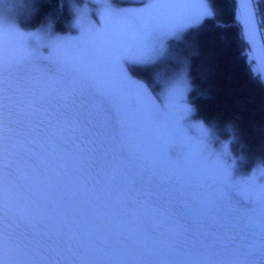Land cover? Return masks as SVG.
<instances>
[{"label":"snow or ice","instance_id":"snow-or-ice-1","mask_svg":"<svg viewBox=\"0 0 264 264\" xmlns=\"http://www.w3.org/2000/svg\"><path fill=\"white\" fill-rule=\"evenodd\" d=\"M246 2L247 8L245 0H234V26L248 46L241 55L250 62L251 25L264 20L251 7L257 0ZM109 3L117 6L106 10L103 27L77 41L45 45L56 50L54 56L38 55L31 37L22 34L13 50L0 32V264H240L235 253L218 260L211 234L201 233L213 209L231 207L236 189L224 185L192 196L186 164L167 159L158 140L146 135L152 119L147 88L121 67L145 62L164 40L213 19L209 0ZM132 3L140 6H118ZM194 5L199 11H191ZM44 59L55 65L46 78L38 69ZM68 114L90 126L107 148L85 157L105 181L102 211L95 176L43 174L37 147H54L56 134L33 141L32 133ZM167 147L173 157L177 149L187 151L183 144ZM97 213L104 228L94 227Z\"/></svg>","mask_w":264,"mask_h":264},{"label":"rangeland","instance_id":"rangeland-1","mask_svg":"<svg viewBox=\"0 0 264 264\" xmlns=\"http://www.w3.org/2000/svg\"><path fill=\"white\" fill-rule=\"evenodd\" d=\"M116 6L115 3L110 4L109 0H82L71 5V24L74 30L70 32H56L48 24L37 28H24L11 20L7 21V8L0 7V32L13 50L16 49L18 36L22 34L31 37V47L38 55L54 56L56 50L45 48V45L51 46L58 39L77 41L85 31L103 27L106 23V10ZM118 6L140 5L132 3ZM209 6L212 9L210 3ZM191 11H199V6L194 5ZM170 39L164 40L163 46L157 51L146 54L145 62H123L121 65L127 77L143 84L151 97L149 104L152 119L146 120V135L158 140L167 159L179 158L186 164V179L193 197L205 191L222 190L224 185L236 189L235 198L229 197L231 207L221 206L213 209L209 214L211 221L201 228L202 234H211L210 238L220 249L217 259L229 260L235 253L240 264H264V164L257 163L247 171L240 170L238 156L230 147L231 137H217L208 124L194 117L193 107L188 100L190 84L184 64L174 75L160 77L155 87H151L129 71V66L133 64L146 67L160 64L161 68L167 66L164 64L168 62L167 49ZM38 69L46 78L54 74L55 65L50 68L49 61L44 59L38 64ZM185 73L187 80L184 78ZM43 82L45 81L42 80ZM131 103L132 101H129V104ZM46 132L56 135H52L54 147H45L43 150L37 147L45 165L43 174L52 171L61 175L65 172L79 173L81 178H84L85 174L89 177L95 176L92 184L100 197L96 205L102 211L105 181L96 176L98 169L85 157L92 151H107L106 146L100 143L90 126L72 114L63 118L56 117L50 126L46 123L40 133H32L31 139L38 141ZM176 144L185 145L187 151L182 153L177 149L176 156L173 157L167 146ZM232 209H238L241 214L237 215ZM97 215L99 218L94 221V227L104 228L106 221L102 215ZM24 229L25 225L22 223L21 230Z\"/></svg>","mask_w":264,"mask_h":264},{"label":"trees","instance_id":"trees-1","mask_svg":"<svg viewBox=\"0 0 264 264\" xmlns=\"http://www.w3.org/2000/svg\"><path fill=\"white\" fill-rule=\"evenodd\" d=\"M7 1L0 0V7L7 8V21L29 29L48 24L56 32H70L74 30L71 5L82 0ZM209 3L215 17L169 40L167 66L133 64L129 71L155 87L160 77L174 75L184 64L194 117L208 124L217 137H231L239 169L247 171L264 164V81L253 59L249 62L241 55L248 46L241 43L234 26V0ZM253 5L264 20V0ZM259 27L264 41V24Z\"/></svg>","mask_w":264,"mask_h":264},{"label":"water","instance_id":"water-1","mask_svg":"<svg viewBox=\"0 0 264 264\" xmlns=\"http://www.w3.org/2000/svg\"><path fill=\"white\" fill-rule=\"evenodd\" d=\"M244 7L247 8V2L245 0ZM254 8V5H251ZM255 9V8H254ZM257 33H259L257 35ZM251 36H252V51L253 61L259 71L260 76L264 81V41L260 31V27L257 24L251 25Z\"/></svg>","mask_w":264,"mask_h":264}]
</instances>
